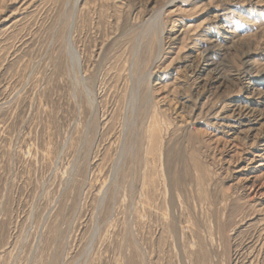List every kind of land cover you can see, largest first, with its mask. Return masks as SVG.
Segmentation results:
<instances>
[{
  "label": "rangeland",
  "instance_id": "1",
  "mask_svg": "<svg viewBox=\"0 0 264 264\" xmlns=\"http://www.w3.org/2000/svg\"><path fill=\"white\" fill-rule=\"evenodd\" d=\"M74 1L0 0V264H264V0H82L84 81Z\"/></svg>",
  "mask_w": 264,
  "mask_h": 264
},
{
  "label": "bare ground",
  "instance_id": "2",
  "mask_svg": "<svg viewBox=\"0 0 264 264\" xmlns=\"http://www.w3.org/2000/svg\"><path fill=\"white\" fill-rule=\"evenodd\" d=\"M74 1V0H73ZM82 0H75L72 5L69 4L72 6L71 8V14L69 15V23H68V28H67V45H68V49H69V53H70V57L72 59V62H73V68H74V72H75V76L77 77V79H79L80 81H84L85 78L82 77L81 75V56H80V53L78 52V49L76 48L75 46V43H74V30H75V23H76V17L81 13H83L82 15V18H86L87 17V14H89L93 7L95 6L93 4V1L90 2V1H87L85 4H81ZM174 1L172 0L170 3L172 4ZM94 5V6H93ZM165 8V7H164ZM164 8L163 9H158L157 11H154L155 13L148 19V20H145V22L143 23V25L141 27H144L146 26L148 23H150L152 25V27H154L155 29V32H156V39H157V43H159V53L157 55V59L161 58L160 55H161V50L162 49V46H163V38H164V22H163V14H164ZM96 9V8H95ZM89 23V22H88ZM79 26V25H78ZM111 26V25H110ZM144 30V29H143ZM132 31V30H131ZM125 32V31H124ZM123 32V33H124ZM145 32V31H144ZM166 32V31H165ZM122 33V34H123ZM126 33V32H125ZM142 33V32H141ZM146 34V33H145ZM143 35V34H142ZM121 37V36H120ZM124 37V36H123ZM140 39V38H139ZM140 42V41H139ZM141 43V42H140ZM135 48V47H134ZM139 49V48H138ZM105 50V49H104ZM136 50V49H135ZM97 52V51H96ZM103 52V51H102ZM99 53V52H98ZM103 54H105V51L103 52ZM138 54V51H136L135 53V56ZM98 57V56H97ZM137 57V56H136ZM102 58V57H101ZM105 58V57H104ZM137 59V58H136ZM133 62V61H132ZM131 62V63H132ZM135 62V61H134ZM133 65V64H132ZM131 65V73L133 72V66ZM135 65V64H134ZM130 67V66H129ZM101 70V69H100ZM101 72V71H100ZM144 72V71H143ZM149 72V71H148ZM139 74V73H138ZM147 74V73H146ZM149 77H151V74L149 73L148 74ZM135 77V76H134ZM132 77V78H134ZM138 77V76H137ZM146 77V76H145ZM148 77V78H149ZM140 79V78H139ZM150 79V78H149ZM132 80V79H131ZM134 80V79H133ZM145 80V78H144ZM138 81V80H137ZM143 81V80H142ZM149 82V85H150V82L151 81H148ZM135 83L134 81L132 82V84ZM131 84V85H132ZM148 84V83H146ZM135 85V84H134ZM133 88V87H132ZM152 88V87H151ZM134 89V88H133ZM150 89V88H149ZM139 91V90H138ZM132 92V91H131ZM150 92V91H149ZM132 94V93H131ZM134 94V93H133ZM136 94V93H135ZM134 98V97H133ZM128 100V99H127ZM92 102L96 105V98L94 97L92 99ZM127 103V102H126ZM134 103V102H133ZM132 103V104H133ZM129 105H130V102H129ZM128 105V107H129ZM126 109V108H125ZM129 109V108H128ZM132 110V109H131ZM130 111V109H129ZM129 113V112H128ZM160 114V113H159ZM122 160H123V150L120 152V155H119V159L117 161V164H116V168L119 169L121 167V163H122ZM115 168V175H116V172H117V169ZM116 177V176H115ZM107 187V186H106ZM108 188V187H107ZM106 191V188L103 189V191L101 192V195H102V199H103V194L105 193ZM105 195V194H104ZM104 201L102 200L101 203H103ZM100 203V204H101ZM97 229H96V232L94 234V236L97 234ZM93 237V235H92ZM96 237V236H95ZM90 244V242H89ZM90 248V247H89ZM92 248V247H91ZM88 249V247H87ZM86 251V250H85ZM91 251V249L88 250V252Z\"/></svg>",
  "mask_w": 264,
  "mask_h": 264
}]
</instances>
